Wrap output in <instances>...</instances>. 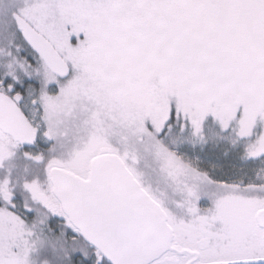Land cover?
<instances>
[{
    "label": "snow or ice",
    "instance_id": "1",
    "mask_svg": "<svg viewBox=\"0 0 264 264\" xmlns=\"http://www.w3.org/2000/svg\"><path fill=\"white\" fill-rule=\"evenodd\" d=\"M0 264H264V0H0Z\"/></svg>",
    "mask_w": 264,
    "mask_h": 264
}]
</instances>
